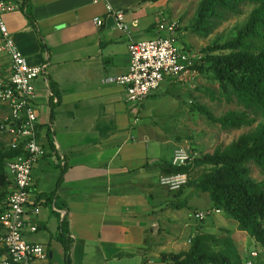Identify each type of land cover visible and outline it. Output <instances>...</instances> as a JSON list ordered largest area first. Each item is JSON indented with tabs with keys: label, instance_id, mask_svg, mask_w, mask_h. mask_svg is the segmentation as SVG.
I'll return each mask as SVG.
<instances>
[{
	"label": "crops",
	"instance_id": "1",
	"mask_svg": "<svg viewBox=\"0 0 264 264\" xmlns=\"http://www.w3.org/2000/svg\"><path fill=\"white\" fill-rule=\"evenodd\" d=\"M14 1L21 5L2 14L11 40L28 63L43 64L33 101L46 153L31 169L25 212L36 229L25 226L24 238L46 247V264H64L62 219L67 264H164L159 252L176 251L168 241L181 242V236L160 231L176 221L171 210L191 206L193 187L174 193L158 182L161 162L177 144L151 117L148 100L155 93L133 111L122 85L106 80L126 70L129 38L154 35L160 0ZM106 1L124 10L127 32L114 26ZM8 59L0 39V76ZM50 82L59 96L52 107ZM52 152L63 154L61 168ZM50 192L60 202L51 210L40 202ZM182 199V207L168 205ZM177 223L184 224L182 218Z\"/></svg>",
	"mask_w": 264,
	"mask_h": 264
},
{
	"label": "trees",
	"instance_id": "2",
	"mask_svg": "<svg viewBox=\"0 0 264 264\" xmlns=\"http://www.w3.org/2000/svg\"><path fill=\"white\" fill-rule=\"evenodd\" d=\"M245 3L252 6L233 34L197 49L202 53L199 73L211 76L217 83L220 95L226 100H233L240 109L228 108L214 115L203 104L192 102L189 107L196 108L224 129L251 125L257 121L253 127L239 133L223 146L195 154L185 164L172 165L170 157L168 161L163 160L160 170L162 173L185 172L188 175L193 165L201 166L197 176L193 179L188 176L185 183L194 190L206 192L210 208H218V212L235 222L236 228L252 237L253 246L258 245L256 255L249 254L251 248L240 255L232 236L223 228L222 235L196 231L188 236L189 242L185 248L160 251L158 260L167 264H243L242 260L246 258H251L254 264H263L260 255L264 257V177L259 180L251 177L249 164L253 163L264 174V0H199L190 29L198 35H205L228 13H239ZM49 87L52 107L59 96L53 82ZM205 91L213 98L212 89L205 88ZM19 151V148L7 146L5 139L0 140V197L7 193L4 159ZM181 188L174 193L181 191ZM45 196L40 202L47 204L50 210L51 203L60 205L52 192ZM168 205L182 207L183 199ZM207 214L210 215V212ZM59 227L64 264H67L66 226L62 219L59 220Z\"/></svg>",
	"mask_w": 264,
	"mask_h": 264
},
{
	"label": "built area",
	"instance_id": "3",
	"mask_svg": "<svg viewBox=\"0 0 264 264\" xmlns=\"http://www.w3.org/2000/svg\"><path fill=\"white\" fill-rule=\"evenodd\" d=\"M21 5L20 1L0 0V39L1 47L8 56L7 73L0 76V132L5 144L19 148V152L4 159L7 170V193L0 197V264H46V247L35 241L26 240L24 227L31 231L35 223L28 222L25 212L32 201L29 185L34 163L46 153L39 140V124L34 104L36 77L42 75V63H28L13 44L2 19L5 11ZM111 14L114 26L124 32L128 24L124 10L104 3ZM100 24L99 16L92 18ZM155 33L149 37L129 38L126 43L128 62L125 71L106 77L109 82L122 85L124 99L133 111L150 94L159 90L164 80L187 83L199 75L198 66L202 63V53L187 46L181 37L182 31L176 19L160 14L155 22ZM196 152H188L182 145H175L170 154V163L180 165ZM56 155V156H55ZM60 168L64 165L63 154L51 153ZM185 172L161 173L158 182L167 190L175 191L186 182ZM53 209L61 210L52 206ZM218 208L194 209L193 216L202 219L208 212H218ZM36 211V208H33ZM188 240V239H187ZM251 256L256 250H249ZM243 264H254L251 258L243 259Z\"/></svg>",
	"mask_w": 264,
	"mask_h": 264
},
{
	"label": "rangeland",
	"instance_id": "4",
	"mask_svg": "<svg viewBox=\"0 0 264 264\" xmlns=\"http://www.w3.org/2000/svg\"><path fill=\"white\" fill-rule=\"evenodd\" d=\"M198 1L160 0L161 14L176 19L179 30L182 31V39L187 46L195 49L211 44L214 41H222L233 34L236 28L244 22L252 6L250 3L243 4L239 13H228L225 19L213 26L207 34L198 35L190 29ZM169 80H164L159 90L148 100V105L152 107L151 117L159 121L162 127L168 130L170 139L174 140L177 145L184 146L188 152L195 151L196 154L210 152L215 146H223L239 133L253 127L257 121L256 119L251 125L224 129L217 122L210 121L196 108L189 107L192 102L203 104L214 115H218L228 108L240 109V106L233 100H226L223 95H220L216 81L208 74L199 73L198 77L190 85L172 79ZM205 88L213 90V98L209 97ZM2 112L0 106V116ZM4 139V136L0 133V140L4 141ZM200 170L201 166L193 165L186 177V181L188 176L191 179L195 178ZM249 174L256 180L264 177V174L260 173L257 166L253 163L249 164ZM185 186L188 187L190 185L184 183L180 188ZM191 194V201H194L191 206L188 209L183 206L179 211L171 210L169 217L176 218V221H170V219L169 223L166 224V229L160 231V235L166 232L169 235L174 233L176 236H181V242L168 241V245L171 248H175V250L185 248L188 245L189 241L187 239L190 233L201 231L222 235L224 234L223 228H225L232 236L240 255H244L245 251L250 248H254L257 251L258 245L255 244V247L253 246L252 237L245 231L236 228L235 222L231 218L226 217L221 211L213 214L210 212V215L207 214L202 219H196L193 216V209L208 210L211 206L206 192L193 189L188 196ZM181 218L184 224L179 227L177 221L180 222ZM180 228H183V230ZM260 261L264 264V257H261V255ZM164 264L167 263L164 262Z\"/></svg>",
	"mask_w": 264,
	"mask_h": 264
},
{
	"label": "water",
	"instance_id": "5",
	"mask_svg": "<svg viewBox=\"0 0 264 264\" xmlns=\"http://www.w3.org/2000/svg\"><path fill=\"white\" fill-rule=\"evenodd\" d=\"M147 161L149 163L159 162L158 158H156V157H149V158H147Z\"/></svg>",
	"mask_w": 264,
	"mask_h": 264
}]
</instances>
